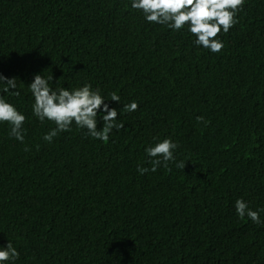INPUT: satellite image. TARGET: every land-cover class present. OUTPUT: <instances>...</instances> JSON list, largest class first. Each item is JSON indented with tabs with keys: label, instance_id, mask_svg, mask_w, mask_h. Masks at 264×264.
Listing matches in <instances>:
<instances>
[{
	"label": "trees",
	"instance_id": "obj_1",
	"mask_svg": "<svg viewBox=\"0 0 264 264\" xmlns=\"http://www.w3.org/2000/svg\"><path fill=\"white\" fill-rule=\"evenodd\" d=\"M130 3L0 0V74L21 93L4 96L27 117L24 143L0 124V247L16 264H264V223L234 207L264 209V0H245L219 54ZM34 74L90 83L124 127L107 143L74 124L43 141L54 125L32 115ZM165 137L184 169L139 174Z\"/></svg>",
	"mask_w": 264,
	"mask_h": 264
},
{
	"label": "clouds",
	"instance_id": "obj_2",
	"mask_svg": "<svg viewBox=\"0 0 264 264\" xmlns=\"http://www.w3.org/2000/svg\"><path fill=\"white\" fill-rule=\"evenodd\" d=\"M244 5L245 0H131L130 3V7L139 12L147 23L163 25L172 32L186 29L194 37V46L207 49L212 54H219L224 50V42L219 36L221 33H228L239 23L238 14ZM52 80V74L47 78L34 74L27 86L33 98L32 115L41 123L48 121L54 125L43 135V141L52 143L59 134L72 131L74 124L77 129L86 130L92 139L107 143L113 129L119 131L124 127L122 123H116L120 111L109 107L100 89H93L90 83L71 90L65 87L54 89L49 83ZM0 85V124L9 126V138L24 143V124L27 117L4 96L5 93L9 96H20L16 78L0 74ZM108 100L120 104V96L116 92L110 93ZM138 108V103L131 101L123 104L119 110L132 113ZM98 115L102 121L99 130ZM197 122L205 125L208 123L202 116L197 117ZM178 147V143L169 137L146 147V163L151 167L138 166V173L143 175L150 171L156 172L161 166L171 171L169 165L172 163L176 168L184 169L185 161L177 162L174 155ZM25 151H28L27 147ZM234 207L240 219L247 217L254 224L264 223L261 220L264 209L252 210L242 198L236 199ZM19 256V251L11 241L0 247V264H16Z\"/></svg>",
	"mask_w": 264,
	"mask_h": 264
}]
</instances>
